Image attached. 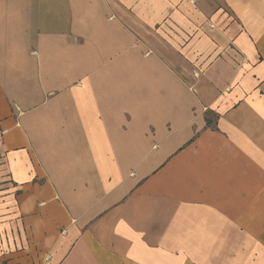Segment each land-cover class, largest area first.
Masks as SVG:
<instances>
[{
  "label": "crops",
  "instance_id": "1",
  "mask_svg": "<svg viewBox=\"0 0 264 264\" xmlns=\"http://www.w3.org/2000/svg\"><path fill=\"white\" fill-rule=\"evenodd\" d=\"M0 264H264V0H0Z\"/></svg>",
  "mask_w": 264,
  "mask_h": 264
},
{
  "label": "rangeland",
  "instance_id": "2",
  "mask_svg": "<svg viewBox=\"0 0 264 264\" xmlns=\"http://www.w3.org/2000/svg\"><path fill=\"white\" fill-rule=\"evenodd\" d=\"M210 119H212V118H210Z\"/></svg>",
  "mask_w": 264,
  "mask_h": 264
}]
</instances>
